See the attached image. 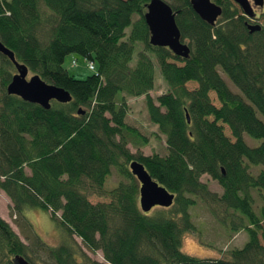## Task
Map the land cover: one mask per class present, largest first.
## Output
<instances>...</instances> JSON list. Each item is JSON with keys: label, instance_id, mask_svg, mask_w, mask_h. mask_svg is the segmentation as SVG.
Returning a JSON list of instances; mask_svg holds the SVG:
<instances>
[{"label": "trees", "instance_id": "1", "mask_svg": "<svg viewBox=\"0 0 264 264\" xmlns=\"http://www.w3.org/2000/svg\"><path fill=\"white\" fill-rule=\"evenodd\" d=\"M149 1L0 0V42L28 73L70 96L43 109L7 94L15 71L0 54V191L27 241L0 218V264H12L15 255L30 264H264V205L255 211L252 196L262 192L264 201V170L250 171L264 165V27L250 32L232 0H212L222 9L214 25L189 0H164L190 48L184 59L149 44L143 16ZM68 54L82 57L86 68L93 62L87 69L95 73L69 74ZM155 62L167 89L153 98ZM126 96H144L149 121L164 136V155L130 152L129 143L143 147L147 138L126 123ZM245 135L260 143L249 146ZM132 160L174 194L172 205L141 210ZM114 170L120 179L106 188ZM89 195L104 200L91 202ZM197 202L231 234L246 230L248 241L220 257L183 252V233L196 228L190 210ZM33 208L61 227L57 245L31 232L24 212ZM72 236L100 250L104 261L85 255Z\"/></svg>", "mask_w": 264, "mask_h": 264}, {"label": "rangeland", "instance_id": "2", "mask_svg": "<svg viewBox=\"0 0 264 264\" xmlns=\"http://www.w3.org/2000/svg\"><path fill=\"white\" fill-rule=\"evenodd\" d=\"M254 9L255 12L258 13V16H256L254 19H249L250 23L260 24L264 27V15L260 12L259 7H255ZM134 55L136 56V51ZM72 60H75V64L73 65L71 64ZM63 66L69 74H72L78 78H83L87 75L95 73V71L88 70L86 68L84 59L76 54H68L64 58ZM219 72L229 87L235 92H238L237 88L231 83L229 78L221 70H219ZM30 75V73H27L26 78H28ZM186 85L188 88L195 86V84L192 82H189ZM166 89L167 85L161 77L159 66L155 62V82L153 89L150 91V95L155 98ZM209 96L214 105H220L216 94L211 91ZM126 102L128 106L126 123L136 128L142 136L147 138V143L143 147L135 145L134 143H129L127 146L130 152L135 154L140 151L146 155L157 152L164 155L166 153L164 136L161 135L158 132L157 127L149 121L144 96H126ZM225 129L229 133L228 128L225 127ZM244 138L247 144L251 147H254L260 143V139L252 138L247 135H245ZM260 170H264L263 164L252 165L250 168V171L254 174ZM119 179L120 177L114 170L111 176L107 179L105 187L108 188L109 186L116 184ZM202 179L208 183V186L212 191H215L219 194L222 193V188L216 181L211 180L206 175L202 176ZM261 195L262 192L260 194L256 190L252 191L254 200L253 209L255 211H259L264 205V201L262 199L263 196ZM88 200L91 202H97L104 199L96 195H89ZM190 213L196 228L194 231L184 232L182 235L181 249L187 254L199 258L220 257L223 256V253L225 252L224 250H228L230 248H240L249 239V235L246 230H241L235 235L231 234L227 227L223 226V224L218 219H215L212 215H210L204 204L201 202H197V205L190 210ZM24 216L31 228V232L44 240V242H46L48 245L55 246L63 240V231L61 227L55 220L49 217V214L45 210L41 208L27 209L24 212ZM12 217L13 216H11L9 213V201L0 191V218L10 225V227L23 242H27L23 238V227L20 228ZM72 240L75 242L76 246L89 258H93L98 261H104L100 250L91 252L82 245L80 239L76 236H72Z\"/></svg>", "mask_w": 264, "mask_h": 264}, {"label": "water", "instance_id": "3", "mask_svg": "<svg viewBox=\"0 0 264 264\" xmlns=\"http://www.w3.org/2000/svg\"><path fill=\"white\" fill-rule=\"evenodd\" d=\"M239 5L248 18H255V7L262 8L264 0H232ZM194 12L205 22L214 25L222 13L220 5L212 0H189ZM176 13L164 0H150L145 5L144 19L149 30V44L166 47L175 56L188 58L190 48L181 40V33L175 20ZM250 32L261 28L260 24L248 23ZM0 54L5 56L13 65L14 73L6 84L5 91L23 101L34 103L43 109H48L50 101L64 103L70 100L68 92L42 80L37 74L26 78L27 68L18 64L12 52L0 42ZM77 113H81L80 109ZM189 120L188 115H186ZM130 173L139 185V205L143 212H148L154 206L169 207L174 200V194L154 180L145 170L144 165L137 160L129 163ZM12 264H30L22 256L15 255Z\"/></svg>", "mask_w": 264, "mask_h": 264}, {"label": "built area", "instance_id": "4", "mask_svg": "<svg viewBox=\"0 0 264 264\" xmlns=\"http://www.w3.org/2000/svg\"><path fill=\"white\" fill-rule=\"evenodd\" d=\"M87 68H88V69H93V68H94V63L91 62V61H88V62H87Z\"/></svg>", "mask_w": 264, "mask_h": 264}, {"label": "flooded vegetation", "instance_id": "5", "mask_svg": "<svg viewBox=\"0 0 264 264\" xmlns=\"http://www.w3.org/2000/svg\"><path fill=\"white\" fill-rule=\"evenodd\" d=\"M256 18V17H255ZM250 19V18H249ZM181 242H182V238H181ZM182 246V245H181ZM182 250V249H181Z\"/></svg>", "mask_w": 264, "mask_h": 264}]
</instances>
